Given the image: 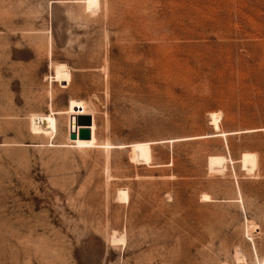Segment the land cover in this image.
Listing matches in <instances>:
<instances>
[{
    "label": "rangeland",
    "instance_id": "374dc122",
    "mask_svg": "<svg viewBox=\"0 0 264 264\" xmlns=\"http://www.w3.org/2000/svg\"><path fill=\"white\" fill-rule=\"evenodd\" d=\"M0 264H264V0H0Z\"/></svg>",
    "mask_w": 264,
    "mask_h": 264
},
{
    "label": "bare ground",
    "instance_id": "6f19581e",
    "mask_svg": "<svg viewBox=\"0 0 264 264\" xmlns=\"http://www.w3.org/2000/svg\"><path fill=\"white\" fill-rule=\"evenodd\" d=\"M83 6H85L86 10L88 12L91 13H97V10L99 9V0H82ZM54 69V73H55V78H56V82H65L68 80L69 75H70V71L68 70V68L63 65V64H55L53 66ZM92 118V123L90 126V131H91V139L90 140H80V139H76V140H70L69 139V131H70V127H69V122L67 124V145H61L63 147H70V148H75L78 150H88V149H104L106 152H109L110 149L112 148H121L124 146H114V145H110L109 143H103L100 144L96 137H95V130H96V125L94 122V115L91 114ZM72 117H77V116H72ZM71 117V118H72ZM221 121V116L220 115H213L212 116V120H211V125L213 126L214 131L216 132L214 135H207L205 137H222V138H226L227 135H231L234 133H224V132H219V124ZM29 122H30V130L31 132L35 135H43L46 136V138H53L55 137L56 134V118L53 115V113L50 111V114L47 115H38V114H32L29 117ZM181 139H175V140H169L170 142H175V141H179ZM140 145V144H139ZM238 162L240 163L241 167L243 169L250 172H253L254 170H256L257 168V163H258V159H257V155L255 153H243L240 157V159L238 160ZM233 163V162H232ZM235 163V162H234ZM117 199L119 203H123V204H127L128 203V193L126 189H120L118 190L117 193ZM204 197V196H203ZM208 198V197H207ZM204 199V198H203ZM207 200V199H204ZM111 242L112 243H122L124 241L123 237H116L113 236L111 237ZM125 242V241H124Z\"/></svg>",
    "mask_w": 264,
    "mask_h": 264
},
{
    "label": "water",
    "instance_id": "95a60500",
    "mask_svg": "<svg viewBox=\"0 0 264 264\" xmlns=\"http://www.w3.org/2000/svg\"><path fill=\"white\" fill-rule=\"evenodd\" d=\"M91 118L88 116L72 117L69 122V139L70 140H90L91 139Z\"/></svg>",
    "mask_w": 264,
    "mask_h": 264
}]
</instances>
